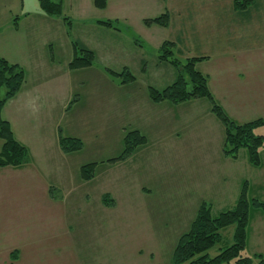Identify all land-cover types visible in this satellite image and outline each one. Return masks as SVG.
<instances>
[{"label": "rangeland", "instance_id": "rangeland-1", "mask_svg": "<svg viewBox=\"0 0 264 264\" xmlns=\"http://www.w3.org/2000/svg\"><path fill=\"white\" fill-rule=\"evenodd\" d=\"M2 6L1 1L0 14H3ZM36 6H39L38 0H27L26 9ZM169 10L176 37L187 14L192 17L186 22L187 28L195 31L187 41L183 38L179 43L184 54L179 55L177 49L176 57L185 64L191 55L200 51L204 53L209 59L200 65L197 62V69L215 75L210 81L219 98L215 94L213 96L228 115L240 123L264 118V48H261L264 46V0H255L245 10L237 9L235 0H171ZM8 21L2 15V23ZM82 25L75 31L81 36L91 37L92 41L97 28ZM125 32L124 41L119 44L128 47L132 31L127 28ZM6 40L10 42V38ZM257 43L261 47L255 48ZM116 45L117 41H113L112 48ZM150 45L145 54L147 59L154 61L155 54L160 56V51L156 53ZM122 50L129 58L134 57V52H127L128 48ZM113 62L115 69L122 67V61L113 59ZM253 62L254 78L250 76L249 79L252 82L232 75L233 63L245 67ZM217 70L219 75L215 74ZM159 73L150 74L156 76V80L148 79L144 74L147 81L141 78L128 89H135L140 95L145 92L147 82L160 87L172 82L166 71L162 74L159 70ZM87 77L85 86L88 90L91 76L87 74ZM243 82H247L245 88L241 86ZM233 84L238 89L234 90ZM79 86L82 91L85 87L83 81ZM87 90L82 93L87 95ZM5 92L3 88L1 95L4 96ZM82 93L77 92L74 98ZM112 93L117 95L116 99L123 94L114 88ZM241 94L245 108L240 107ZM232 95L237 96V102L233 101ZM76 107L72 105L68 115L75 112ZM108 112L111 118L108 113L103 117L107 122L112 119V124L107 125L109 129L96 140L84 134L83 148L74 154L84 165L104 162V166L98 169H102L99 183L92 192L87 187H80L77 178L70 176L74 192L69 195L67 175L64 176L56 165L31 166L29 162L23 166L0 167V264H173V251L180 237L189 231L203 202L209 203L212 215L217 216L236 205L245 181L248 182L249 197L264 201V146L260 167L249 162L246 149H241L237 158L227 157L223 151L224 129L216 130L202 112L192 110L193 115H189L183 125L186 129L175 137V141L180 143V151L172 159L174 165H167V174L161 171L165 162L163 165L157 163L162 158L160 152L167 153L168 149L160 151L150 147L142 153L135 152L137 155L133 162L127 160L126 165L112 164L115 162L107 161L117 158L123 150L124 144L119 142L120 132L124 138L133 130L131 127H140L149 137L155 134L152 123L142 118L139 123L129 119L128 128L120 130L117 128L122 124L119 116L112 110ZM86 116L90 118L92 114L86 113ZM162 117L161 123H157L161 126L159 132L171 136L168 126L175 121L172 116ZM213 118L217 119L214 115ZM255 131L264 135V125ZM63 133L60 130V136H65ZM3 143L0 138V152ZM68 167L67 174L73 170L72 165ZM123 177L125 182L121 179ZM127 183L129 189L125 191ZM141 185L149 191L138 195ZM106 191L115 199L113 206H105L101 201L100 196ZM234 230L235 225H231L222 231V240L209 250L210 256L217 255L233 243ZM244 254L253 258L262 254L264 258V212L261 210L252 213ZM253 264H259V260L255 259Z\"/></svg>", "mask_w": 264, "mask_h": 264}, {"label": "crops", "instance_id": "crops-1", "mask_svg": "<svg viewBox=\"0 0 264 264\" xmlns=\"http://www.w3.org/2000/svg\"><path fill=\"white\" fill-rule=\"evenodd\" d=\"M1 1L3 14H0V56L5 57L10 62L21 65L26 71V81L21 91L7 102L3 109V116L11 123L17 140L30 149L32 159L29 165L58 166L59 171L63 172L64 176L67 175L68 185L66 184V187L69 195L74 192L70 183L71 177H76L80 187H87V190L92 192L96 183H99V173L102 169H98L104 166V162L102 161L101 163L103 164H101L96 161V172L98 175L96 173L93 179L83 180L81 178V166L84 163H80V159L74 155L77 151L66 153L62 150L60 146V130L65 132L63 133L65 136H80L82 140H86L84 134H88V136H93L94 140H96L109 129L107 125L112 124V119L107 122L103 117L104 114L108 113L111 118L108 112L110 110L119 116L122 124L117 128L120 127V130L128 128L129 119L131 121L137 120V123L142 122L141 118L146 119L145 122L149 120L153 126L154 137L151 134L149 137L148 133L144 132L140 127H131L133 130H140L148 138V142L136 152L137 154L142 153L150 147H155L156 150L160 151L170 150L167 153L161 151L162 158L157 163L163 165V162H165V166L163 165L161 171L167 174V165H174L175 161L172 159L180 151V148H178L180 143L175 141V137L179 135L182 129H186L183 125L186 124L187 117L193 115L191 113L192 110L202 112V116H206L209 124L215 127L216 130L221 131L224 129L218 119L214 120V114L205 99H194L179 104L169 101L154 103L148 97V88L154 85H149L148 82L145 83V92L140 95L136 94L135 89H128V87L138 83L141 78L147 81L144 74L147 75L148 79L156 80L157 77L151 76V72L160 74L159 70H161L163 74L166 71L172 82L178 75V69L169 63L163 62L159 55L155 54L154 61H150L145 54L149 43H151L150 46L153 47V51L156 50L155 52L157 53L164 41L171 40L176 43L175 50L178 49L179 55H183L184 53L179 43L183 41V38L187 41L192 36L191 32H195L193 29L187 28L188 24L186 22L192 20L190 14H187L182 19L184 25L178 30V37L173 34L174 21L172 19L166 27L158 24L147 25L145 23L146 19L168 11L171 7V0H108L107 6L103 9L97 8L93 0H64V13L71 18V26L62 17H53L45 14L40 4L33 9H26L27 0H0V3ZM85 8L88 11H85ZM2 15L3 18L9 19L8 23H2ZM15 18H18L17 25L14 24ZM99 20L117 21L116 25L118 28L99 23ZM81 23L83 24L82 26L90 25L97 28V33L92 41L91 37L81 36L75 31L77 27H81ZM127 28L132 31V34L129 36L128 47H123L119 43L121 40L124 41L122 38L123 35H126L125 31ZM7 37L10 38V42L6 40ZM100 39H102V43H99ZM74 40H79L94 50L96 59L93 65L70 69L69 63L75 55ZM105 40L106 43L103 44ZM113 41H117L114 49L112 48ZM254 47L258 48L261 45L257 43ZM123 48H128L127 52L129 50L134 52V57L129 58L128 54L124 55ZM255 48H252V51L257 52ZM261 48H264V46ZM17 49L18 53H15ZM122 56V59L118 58ZM191 57H207L209 59L201 51L191 55L188 59ZM207 58L199 61L198 64H202ZM113 59L122 61V67L115 69ZM253 64L254 62L243 67L233 63L234 70H232V75L238 79L247 78L249 82H252L249 79L250 76L254 78V70L251 69ZM125 68L130 69L135 75L134 80L123 82L121 77L114 75L110 71H121ZM204 73L208 77L211 74L209 81L215 78V75L213 76L209 71ZM87 74L91 76L88 90L85 86L89 79ZM215 74L219 75L218 70ZM228 74L226 80L228 79ZM81 81H83L85 86L82 91H80L81 87L79 86ZM246 83L243 82L241 86L245 88L244 84ZM258 83L261 85L260 81ZM154 87L164 88L160 87V85ZM209 87L212 89L211 81ZM113 88L123 93L120 99L115 98L117 95L112 93ZM217 88L219 89L218 85ZM233 89H238V86L233 84ZM86 90L88 94L84 95L82 92ZM98 90L101 92L97 93ZM211 91L219 98L213 89ZM77 92L82 94L75 99L74 96ZM232 98L234 102H237V96L233 97L232 95ZM239 98H241L240 107L245 108V105H243V94ZM72 105H77V107L75 112L68 115V110L72 109ZM209 112L211 116H209ZM86 113L92 114V117H87ZM165 115L172 116L171 118L175 121L171 126H168L171 128V136L161 134L159 132L161 126H157V123H161L159 120L161 121L162 116ZM97 134L99 135L98 137L96 136ZM119 136V142L123 144L124 138H122L121 132ZM137 154L126 160L115 161L112 164L120 163L118 165H126L128 161L133 162ZM68 165L70 167L71 165L73 166L74 173L71 170L67 174ZM105 169L109 170L111 168ZM121 179L125 182V177ZM61 185L62 187L65 186L63 180ZM128 187L129 184L127 183L125 191L129 189ZM144 191L147 192L149 189L142 185L139 186L138 195L139 193L141 195L144 194ZM106 194H108V191L100 196L104 205L103 198Z\"/></svg>", "mask_w": 264, "mask_h": 264}, {"label": "trees", "instance_id": "trees-1", "mask_svg": "<svg viewBox=\"0 0 264 264\" xmlns=\"http://www.w3.org/2000/svg\"><path fill=\"white\" fill-rule=\"evenodd\" d=\"M42 11L53 17H62L71 26L72 20L64 13V0H38ZM94 5L103 9L107 6L108 0H93ZM255 0H235L237 9L245 10ZM18 18L14 24L17 25ZM113 28H118L117 21L99 20ZM171 17L168 11L159 16L145 20L147 25L158 24L168 26ZM138 39V38H136ZM75 55L69 63L70 69H78L93 65L96 54L94 50L87 47L79 40H74ZM176 43L166 40L160 46L159 58L178 69L175 80L162 89L154 86L149 87V97L154 103L169 101L174 104L187 102L194 99H205L210 105L211 112L217 117L224 127L223 151L227 157L237 158L241 149H246L249 162L260 167L263 163L261 150L264 146V135L256 133V128L264 125V118L248 122H237L231 118L224 108L216 101L209 87V77L197 69V62L207 57H191L185 64L175 55ZM114 75L123 79V82H130L135 75L125 68L120 72L111 71ZM26 81L25 69L0 56V138L4 140L0 152V167L23 166L31 161L30 149L17 140L11 123L4 118L3 109L7 102L13 99L22 89ZM6 89L3 95L2 89ZM148 142V138L140 130L135 129L128 132L124 137V145L121 154L110 161H121L131 157L139 148ZM83 141L78 137L60 136V146L66 153L76 152L83 148ZM96 162L81 166V178L91 180L96 175ZM105 205L113 206L114 198L106 194L103 198ZM258 210L264 212V201L258 198H250L248 194V182L245 181L236 205L219 215H212V206L203 202L191 223L188 232L184 233L172 255L173 264H253L255 259L259 264H264L262 254L255 257L247 256L244 250L247 247L249 226L252 213ZM235 225L233 243L223 249L215 256L209 255V250L222 240V231L227 227ZM14 255V254H13Z\"/></svg>", "mask_w": 264, "mask_h": 264}]
</instances>
